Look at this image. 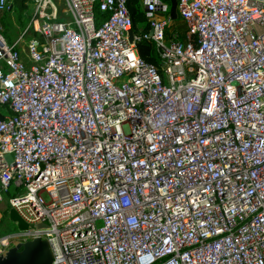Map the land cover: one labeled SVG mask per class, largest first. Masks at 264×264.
Returning <instances> with one entry per match:
<instances>
[{
    "label": "built area",
    "instance_id": "2783aa9c",
    "mask_svg": "<svg viewBox=\"0 0 264 264\" xmlns=\"http://www.w3.org/2000/svg\"><path fill=\"white\" fill-rule=\"evenodd\" d=\"M59 1L29 0L15 42L0 26V204L28 226L0 256L41 239L52 264H264V0H178L185 40L161 0L145 34L128 0Z\"/></svg>",
    "mask_w": 264,
    "mask_h": 264
},
{
    "label": "trees",
    "instance_id": "16d2710c",
    "mask_svg": "<svg viewBox=\"0 0 264 264\" xmlns=\"http://www.w3.org/2000/svg\"><path fill=\"white\" fill-rule=\"evenodd\" d=\"M10 3L11 11L6 13H12L15 19L17 26L23 31L27 26L29 20L31 19L33 10L29 3V0H8ZM168 7V14L170 15L175 27L179 33V37L182 40H185L186 33L188 31L187 25L184 21L179 19L177 15V1L178 0H161ZM139 0H128L127 9L129 11L131 21H132V31L134 34H145L149 31V27L146 22L144 12L139 8ZM2 15V14H1ZM102 15L97 14V19H101ZM137 51L139 56L146 62L153 63L156 67L160 68V59L155 50L153 44L149 41L142 40L137 44ZM9 114V110L6 106L0 105V119L5 115ZM8 208L2 212L0 218V227H9L10 233H15L13 230V225L10 223L7 215ZM8 235V234H7Z\"/></svg>",
    "mask_w": 264,
    "mask_h": 264
},
{
    "label": "water",
    "instance_id": "95a60500",
    "mask_svg": "<svg viewBox=\"0 0 264 264\" xmlns=\"http://www.w3.org/2000/svg\"><path fill=\"white\" fill-rule=\"evenodd\" d=\"M129 40L132 41V33H129ZM8 218L17 225L19 231L28 229L13 210L8 213ZM0 264H52V256L46 241L33 239L9 248L4 256H0Z\"/></svg>",
    "mask_w": 264,
    "mask_h": 264
},
{
    "label": "rangeland",
    "instance_id": "374dc122",
    "mask_svg": "<svg viewBox=\"0 0 264 264\" xmlns=\"http://www.w3.org/2000/svg\"><path fill=\"white\" fill-rule=\"evenodd\" d=\"M56 1L57 0H55V2ZM59 2L63 5V2L61 0ZM138 4H139L140 10L143 12L142 0H139ZM0 26L2 27V35H3V37H5V39L9 43L15 42L20 37V34L22 33L21 29L17 26V24L15 22L13 14H11V13H5V14L0 15ZM27 41H28V37L24 38L23 42H21L19 44V47H18V50L21 53V60L24 63L28 62V59L26 58L25 53L22 51V50L25 49ZM6 201L7 200L5 199L2 204L6 205V203H7ZM10 211H11V209H8L7 212L9 213ZM14 213L16 214L15 211H14ZM0 215H1V212H0ZM16 216L19 218V216L17 214H16ZM7 217H8V215H7ZM11 224L13 225L12 227H14V228H12L13 230H15L16 232L19 231L18 228H17V225L15 223H11ZM10 231H12V230H10L9 227L8 228L7 227H0V236H5V235L9 234Z\"/></svg>",
    "mask_w": 264,
    "mask_h": 264
},
{
    "label": "crops",
    "instance_id": "0c3cea01",
    "mask_svg": "<svg viewBox=\"0 0 264 264\" xmlns=\"http://www.w3.org/2000/svg\"><path fill=\"white\" fill-rule=\"evenodd\" d=\"M12 14V13H11ZM1 15V14H0ZM7 209V205L5 204H0V212H1V215H0V218L2 216V212L5 211ZM9 219V218H8ZM10 221V220H9ZM11 222V221H10ZM12 223V222H11Z\"/></svg>",
    "mask_w": 264,
    "mask_h": 264
},
{
    "label": "bare ground",
    "instance_id": "6f19581e",
    "mask_svg": "<svg viewBox=\"0 0 264 264\" xmlns=\"http://www.w3.org/2000/svg\"><path fill=\"white\" fill-rule=\"evenodd\" d=\"M11 8V7H10ZM10 11V10H9ZM3 14H5V13H3ZM26 28V27H25ZM17 245V244H16Z\"/></svg>",
    "mask_w": 264,
    "mask_h": 264
}]
</instances>
